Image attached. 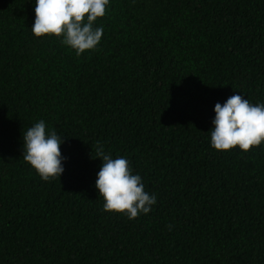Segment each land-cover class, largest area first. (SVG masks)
<instances>
[{
    "label": "trees",
    "instance_id": "obj_1",
    "mask_svg": "<svg viewBox=\"0 0 264 264\" xmlns=\"http://www.w3.org/2000/svg\"><path fill=\"white\" fill-rule=\"evenodd\" d=\"M35 0H0V264H264V142L216 150L214 106L264 103V0H109L95 50L37 38ZM43 119L64 172L22 155ZM124 156L157 203L103 210L102 159Z\"/></svg>",
    "mask_w": 264,
    "mask_h": 264
},
{
    "label": "clouds",
    "instance_id": "obj_2",
    "mask_svg": "<svg viewBox=\"0 0 264 264\" xmlns=\"http://www.w3.org/2000/svg\"><path fill=\"white\" fill-rule=\"evenodd\" d=\"M35 21L31 27L37 38L54 35L61 43L81 56L86 50H95L104 29L96 26L98 17L106 14L109 0H35ZM215 117L210 129L211 146L220 151L236 148L249 151L264 142V103H252L240 94L229 96L222 105L214 106ZM23 159L44 181L61 177L64 172L61 152L64 142L55 129L48 130L41 119L23 132ZM102 159L95 187L103 197V210L125 214L135 219L148 214L157 203L155 194L145 190L143 178L133 174L131 163L124 156L112 158L103 144L96 142L95 156Z\"/></svg>",
    "mask_w": 264,
    "mask_h": 264
}]
</instances>
